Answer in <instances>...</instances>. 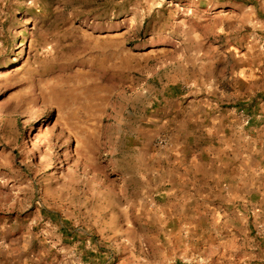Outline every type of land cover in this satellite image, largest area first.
Instances as JSON below:
<instances>
[{
  "label": "rangeland",
  "instance_id": "374dc122",
  "mask_svg": "<svg viewBox=\"0 0 264 264\" xmlns=\"http://www.w3.org/2000/svg\"><path fill=\"white\" fill-rule=\"evenodd\" d=\"M208 90L264 91V0H0V264H188L130 169Z\"/></svg>",
  "mask_w": 264,
  "mask_h": 264
},
{
  "label": "crops",
  "instance_id": "0c3cea01",
  "mask_svg": "<svg viewBox=\"0 0 264 264\" xmlns=\"http://www.w3.org/2000/svg\"><path fill=\"white\" fill-rule=\"evenodd\" d=\"M217 93L163 100L169 147L130 177L154 209L143 222L161 225L159 238L187 240L184 263L264 264V237L255 236L264 228V91ZM243 110L260 111L248 127Z\"/></svg>",
  "mask_w": 264,
  "mask_h": 264
},
{
  "label": "built area",
  "instance_id": "2783aa9c",
  "mask_svg": "<svg viewBox=\"0 0 264 264\" xmlns=\"http://www.w3.org/2000/svg\"><path fill=\"white\" fill-rule=\"evenodd\" d=\"M154 147L156 150H162V149H165L167 147H169V141L162 137V138H158L154 144ZM260 229H262V227H259Z\"/></svg>",
  "mask_w": 264,
  "mask_h": 264
},
{
  "label": "bare ground",
  "instance_id": "6f19581e",
  "mask_svg": "<svg viewBox=\"0 0 264 264\" xmlns=\"http://www.w3.org/2000/svg\"><path fill=\"white\" fill-rule=\"evenodd\" d=\"M49 96H50V93L45 92V91H41V93H40L39 95H37L36 97H37V99H39V100H43L44 102H46V101H48ZM30 98H32V97H30ZM33 98H34V97H33ZM18 108H19V107H18ZM18 108H17V109H18ZM19 110H20V108H19Z\"/></svg>",
  "mask_w": 264,
  "mask_h": 264
}]
</instances>
